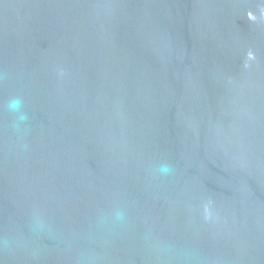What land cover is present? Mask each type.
Here are the masks:
<instances>
[{
	"label": "water",
	"instance_id": "95a60500",
	"mask_svg": "<svg viewBox=\"0 0 264 264\" xmlns=\"http://www.w3.org/2000/svg\"><path fill=\"white\" fill-rule=\"evenodd\" d=\"M0 264H264V0H0Z\"/></svg>",
	"mask_w": 264,
	"mask_h": 264
},
{
	"label": "clouds",
	"instance_id": "9594fccd",
	"mask_svg": "<svg viewBox=\"0 0 264 264\" xmlns=\"http://www.w3.org/2000/svg\"><path fill=\"white\" fill-rule=\"evenodd\" d=\"M20 102L18 100H14L10 103V108L13 110L17 109L19 107Z\"/></svg>",
	"mask_w": 264,
	"mask_h": 264
}]
</instances>
